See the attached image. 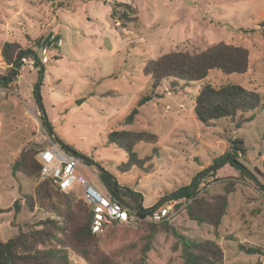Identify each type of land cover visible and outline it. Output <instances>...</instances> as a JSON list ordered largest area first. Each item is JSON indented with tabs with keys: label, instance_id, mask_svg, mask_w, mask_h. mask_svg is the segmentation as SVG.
I'll list each match as a JSON object with an SVG mask.
<instances>
[{
	"label": "rangeland",
	"instance_id": "374dc122",
	"mask_svg": "<svg viewBox=\"0 0 264 264\" xmlns=\"http://www.w3.org/2000/svg\"><path fill=\"white\" fill-rule=\"evenodd\" d=\"M116 3L136 8L138 19L131 16L130 21L114 20ZM20 8L21 13L12 18ZM262 22L264 0H0V41L11 32L10 40L17 38L25 47L28 38L36 42L45 30L63 40L61 48L50 51L40 86L54 134L66 146L99 164L117 186L139 193L133 197H142L145 209L195 184L197 178L201 181L199 191L208 195L221 194L227 183L235 182L218 239L213 227L190 220L181 207L169 220L191 238L216 240L224 251V264L264 262V254L247 252L250 248L264 252V100L258 110L244 115L249 121L240 128L228 119L202 124L196 118L194 104L205 83L216 87L238 85L264 97ZM219 43L249 51L247 72L224 74L214 70L204 82L174 81L175 90L173 81H164L153 92L155 97L139 108V116L130 127L158 136L156 145L141 142L135 148L140 158L153 156V170L148 174L137 168L120 172L128 155L109 144L107 137L142 95L152 94L145 65L169 52H200ZM33 50L41 55V46L35 44ZM41 75L42 67L26 68L15 82L6 88L0 86V241H8L53 217L40 207L30 211L25 196H35L36 184L13 171L25 149L36 144L46 147L52 138L34 95ZM82 98L86 100L77 105ZM235 143L245 150L238 161L251 177L232 167L227 158L215 164L227 152L232 154ZM86 166L88 169L80 167V173L105 193L99 170ZM77 194L82 199L80 189ZM16 201L19 211L14 207ZM148 235L145 224L110 226L98 235L100 250L119 264H135ZM176 242L172 234L160 230L148 252L147 264H183L181 248L174 250ZM70 257L72 264H88L74 249H70Z\"/></svg>",
	"mask_w": 264,
	"mask_h": 264
},
{
	"label": "trees",
	"instance_id": "16d2710c",
	"mask_svg": "<svg viewBox=\"0 0 264 264\" xmlns=\"http://www.w3.org/2000/svg\"><path fill=\"white\" fill-rule=\"evenodd\" d=\"M115 6L114 20L130 21L131 16L134 20L138 19L137 9L130 4L116 3ZM42 43L43 39L37 41L39 46ZM27 52L28 50L23 49L20 44L7 42L2 48V57L8 66H16L18 56ZM248 68L249 51L245 47L227 43H219L200 52H169L156 60L149 61L144 67V74L151 79L152 94L142 95L136 107L116 125L118 128L113 127L108 133V143L124 150L128 155L127 162L119 168V171L126 173L137 168L148 174L153 170V156L140 158L135 148L141 142L156 145L158 136L151 131H136L131 130L130 127L134 125L139 116V108L155 97L153 92L164 81H173L171 83L175 90L174 81L177 80L186 84L204 82L214 70H219L224 74H234L245 73ZM13 72L15 71L11 69L8 75H0V81L6 80ZM14 79L15 77L3 83V87H7ZM39 80L40 77L37 84ZM34 95L36 96L35 91ZM263 100L264 97L260 93L238 85L216 87L205 83L195 98L194 111L197 120L202 124L210 125L214 121L228 119L235 121L237 128H240L245 121H249L243 118L244 115L258 110ZM50 128L52 130L51 125ZM44 147L43 144H36L30 149H25L15 161L13 171L22 173L36 184L35 196H25V203L30 211L40 207L51 212L53 217L37 222L29 231H21L8 241H0V264H72L70 249H74L88 264H119L110 256L102 254L99 237L91 232L93 212L83 199H78V189L63 192L52 181L42 180L41 164L36 159V155ZM244 154L245 150L235 143L232 154L227 152L225 156L216 159L215 164L224 158L238 161L239 156ZM227 163L240 170L243 175L251 177L246 170L232 162ZM85 164L90 166L88 163ZM98 173L99 180L112 198L130 206L140 216L145 214L140 209L139 197L116 192L121 188L114 185L106 173L101 171ZM200 184L201 181L198 180L193 185L178 189L172 193L171 199L185 198L186 201L176 208L184 206L183 209L190 220L213 227L218 239V229L227 214L229 196L234 193L235 182L227 183L223 193L214 195L201 193ZM14 207L20 210L18 201L15 202ZM145 225L149 231L147 243L135 264H147L148 252L160 230L172 234L177 240L174 250L181 248L183 264H224V251L216 240L191 238L169 224V220ZM247 252L264 254L260 248H250Z\"/></svg>",
	"mask_w": 264,
	"mask_h": 264
},
{
	"label": "built area",
	"instance_id": "2783aa9c",
	"mask_svg": "<svg viewBox=\"0 0 264 264\" xmlns=\"http://www.w3.org/2000/svg\"><path fill=\"white\" fill-rule=\"evenodd\" d=\"M51 41L49 46H41V55H38L37 59L27 55L22 57L16 66H10L15 71L12 73V79L15 77L12 82H15L26 68L35 70L38 68V63L42 66L49 63L50 51L63 46V40L57 35H53ZM38 161L41 164L43 180L52 181L63 192H69L75 188L81 190L82 199L93 212L91 232L94 235L105 233L110 226L135 227L140 224H158L168 221L177 213L176 207L186 201L185 198L170 199L163 206L144 212L145 214L140 216L130 206L112 198L105 188V193L100 192L85 175L80 173V167L86 169L88 167L52 138L49 139L47 146L39 151ZM183 208L184 206L180 209Z\"/></svg>",
	"mask_w": 264,
	"mask_h": 264
},
{
	"label": "water",
	"instance_id": "95a60500",
	"mask_svg": "<svg viewBox=\"0 0 264 264\" xmlns=\"http://www.w3.org/2000/svg\"><path fill=\"white\" fill-rule=\"evenodd\" d=\"M114 15H115V12H114ZM52 36H53V33L51 32V33L48 35V37L43 41V43H42V46H43V47H44V46H49V41H50V39L52 38ZM27 55H31V56H33L35 59L38 58L36 52L21 53V54L18 56L17 64H18L19 61L22 59V57L27 56ZM38 67H42V75H41V77H40L39 83H38L37 86H36L35 93H36V97H37V100H38L39 106H40V108H41V111H42V113H43V118H44L45 124L47 125V130H48V132L52 135V139H53V140H54L59 146H61L64 150H66L68 153H70V154L76 156L77 158H79V159L81 160L82 163H88V164L94 166V167H95L96 169H98L99 171H101V172H103V173H106V174L110 177L112 183H113L114 185L117 186V183H116V181L114 180V178H113L108 172H106V171H105V170H104L99 164H97V163H95V162L89 160L88 158H86V157H84V156L78 154V153L75 152L74 150H72L70 147L66 146V145H65L63 142H61V141L57 138V136L52 132V130H51V128H50V125H49V121H48V118H47L46 112H45L44 107H43V104H42V98H41V95H40V86H41V84H42V82H43V78H44V72H45V70H44V67H43L42 65H40L39 63H38ZM11 79H12V77L7 78L6 80H3L2 82H3V83L8 82V81H11ZM2 82H0V85L2 84ZM85 100H86L85 98L79 99V100L76 101V104H77V105H81ZM227 160H228L229 162H232L234 165H237V166L240 167L241 169L246 170V169H245V168H244V167H243L238 161H236V160H232L231 158H227ZM215 167H216V166H213V167H211L210 169L204 171L203 173L200 174L199 177L202 178L205 174H207L208 172H210L211 170H213ZM198 179H199V178H197L195 181H198ZM116 192H124V193H127V194L131 195V196H137V195H139V193H132L129 189H125V188H121L120 190H117ZM171 197H172V196L167 197V198H165V199H162L157 205H155V206L152 207V208H148V209H144V208H143V198L141 197V199H140V203H139V206H140V209H141V210H143L144 212H148V211H150V210H152V209H154V208L160 206L162 203L168 201Z\"/></svg>",
	"mask_w": 264,
	"mask_h": 264
},
{
	"label": "crops",
	"instance_id": "0c3cea01",
	"mask_svg": "<svg viewBox=\"0 0 264 264\" xmlns=\"http://www.w3.org/2000/svg\"><path fill=\"white\" fill-rule=\"evenodd\" d=\"M20 13H21V8H20V10H18V11L16 12V14H15L12 18H15V17L18 16ZM47 27H48V24H47ZM50 33H51L50 31L45 30V31L43 32V34L40 36L39 40H40V39H43V41H44V40L48 37V35H49ZM52 33H53V32H52ZM11 35H12L11 32H7L6 36H4V37L2 38V40L0 41V60H1V63H2V66H1V68H0V75H3L7 70L10 69V66H8L7 64H5V62H4V60H3V57H2V48H3V46H4L5 43H7V42H10V43H18V44L21 45V47H22L23 49L28 50L27 53H29V52H35V51L33 50V45L37 44V41H38V40H37L36 42H32V41H30V39L28 38L29 42H28V44L24 47V46L20 43V41H19L17 38H15V39H13V40H10ZM53 35H56V34L53 33ZM59 38H60V36H59ZM51 39H52V38H51ZM51 39H50L49 43H52ZM37 45H38V44H37ZM41 46H42V44H41ZM36 54H37V53H36ZM29 56H31V55H29ZM37 56H38V54H37ZM31 57H33V56H31ZM33 58H34V57H33ZM43 67H44V66H43ZM37 70H39V67L37 68ZM44 70H45V69H44ZM44 73H45V72H44ZM12 76H13V75L11 74L8 78H10V77H12ZM0 82H2V81H0ZM2 84H3V82H2ZM2 84H1L0 86H2V88H6V87H3ZM2 88L0 87V90H2Z\"/></svg>",
	"mask_w": 264,
	"mask_h": 264
}]
</instances>
